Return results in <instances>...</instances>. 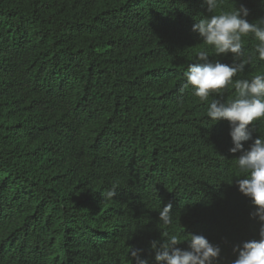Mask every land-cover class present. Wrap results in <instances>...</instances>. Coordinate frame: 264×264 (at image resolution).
Masks as SVG:
<instances>
[{"label": "trees", "instance_id": "trees-1", "mask_svg": "<svg viewBox=\"0 0 264 264\" xmlns=\"http://www.w3.org/2000/svg\"><path fill=\"white\" fill-rule=\"evenodd\" d=\"M234 2L264 16L261 0ZM207 15L203 0H0V264H135L128 246L156 264L169 203L174 229L219 245L215 264L259 239L233 158L218 167L190 105L205 104L178 91ZM249 127L264 136V120Z\"/></svg>", "mask_w": 264, "mask_h": 264}, {"label": "clouds", "instance_id": "clouds-1", "mask_svg": "<svg viewBox=\"0 0 264 264\" xmlns=\"http://www.w3.org/2000/svg\"><path fill=\"white\" fill-rule=\"evenodd\" d=\"M203 4L209 15L199 16L192 25L193 36L198 39L192 48L197 51L178 91L183 96L191 89V94L205 104L190 105L208 118L205 133L208 141L216 142L218 154V161L213 159L222 171L231 174L223 164L227 156L233 158L236 174L231 179L237 193L244 195L245 201L249 197L256 206L250 216L260 222L259 239L234 245L236 258L230 264H264V136L254 137L255 128L249 127L264 120V72L240 75L245 65L264 61V16L249 22V9L243 3L235 6L234 0L230 4L227 0H203ZM248 43L251 47L246 49ZM229 54L231 63L221 62L219 57ZM229 91L232 94H226ZM116 189L112 186L101 193L103 199H114ZM157 209L162 239H153L149 245L156 264H215L221 253L219 245L203 234L174 229L171 203ZM184 242L186 247H178ZM142 251L128 246L127 255L135 264H149L141 257Z\"/></svg>", "mask_w": 264, "mask_h": 264}]
</instances>
